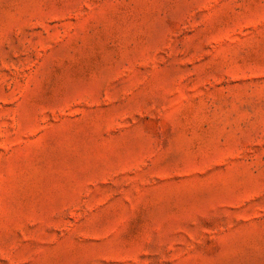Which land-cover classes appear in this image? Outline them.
<instances>
[{
	"label": "rangeland",
	"instance_id": "rangeland-1",
	"mask_svg": "<svg viewBox=\"0 0 264 264\" xmlns=\"http://www.w3.org/2000/svg\"><path fill=\"white\" fill-rule=\"evenodd\" d=\"M0 264H264V0H0Z\"/></svg>",
	"mask_w": 264,
	"mask_h": 264
}]
</instances>
